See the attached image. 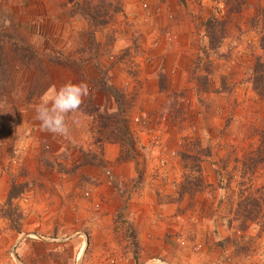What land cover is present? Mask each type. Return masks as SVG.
<instances>
[{"label": "rangeland", "instance_id": "374dc122", "mask_svg": "<svg viewBox=\"0 0 264 264\" xmlns=\"http://www.w3.org/2000/svg\"><path fill=\"white\" fill-rule=\"evenodd\" d=\"M25 3V18L13 3L15 21L0 19V164L13 170L0 217L8 229H20L28 189L71 187L46 162L42 170L33 156L26 164L33 130L36 155L50 154L46 161L63 146L57 170L69 165L74 186L83 187L85 169L123 198L124 205L117 197L104 203L108 218L98 226L59 229L64 238L77 229L76 246L83 245L74 262L58 252L60 262L264 264V227L256 221L264 215V161L255 157L264 143V92L252 83L255 58H264V0ZM67 82L90 88L71 138L19 133L26 116L38 124L42 93ZM109 145L114 159H104ZM127 160L134 176L118 179L116 164ZM260 204L263 213L243 223Z\"/></svg>", "mask_w": 264, "mask_h": 264}, {"label": "crops", "instance_id": "0c3cea01", "mask_svg": "<svg viewBox=\"0 0 264 264\" xmlns=\"http://www.w3.org/2000/svg\"><path fill=\"white\" fill-rule=\"evenodd\" d=\"M4 2H8V4L3 5ZM13 3L18 6L17 17L21 14L23 18L26 17L27 7L25 0H0V10L2 9V11H0V19H11V21H15V19L12 18L15 17V14L9 12L10 5ZM7 12L8 14H6ZM19 23L21 22L17 21L18 30L20 27ZM50 87H48V89ZM31 128L35 130L38 129L39 131L42 130L39 121L36 125L35 121H32V119L27 121L26 116L24 123L18 126V132L23 133L25 129L28 131V129ZM49 136L51 141L57 138L50 134ZM28 139L31 141V146L29 145L30 147H28L31 153L28 156L29 159L26 161V164L28 163L27 165H29V162H32L31 157L33 156L35 158L33 162L37 163L39 169L42 170L45 168L44 163L46 162V164H49L50 172H53L57 176H65V179L69 180V185H71V187L65 188L55 186V188L35 187L34 189H28L27 192H25L27 198H22L20 201L19 209L23 216L20 219V229L16 232L8 229L6 218L0 217V264H65L63 261L60 262L59 260L60 257L58 252L60 251H65L62 257L64 260L69 259L71 255L70 258H72V262H74L73 260L79 258V253L83 247V245L76 246L78 238L75 237V234L77 229L72 230L74 233L65 238L63 237L64 235L61 236L59 229L71 227L78 228L80 226L84 227L85 225L98 226L106 222L108 218L106 213L108 208L104 203L107 201L108 204H110L112 203L110 202L112 201L111 199L117 197L116 200L119 199V201H121L119 203L124 205L122 202L123 198H120V195H117L112 188H104L105 183H103L101 176H92L90 175V171L87 173L85 169L82 170V172H84L82 175L84 179H87L82 182L83 187L79 188L74 186L76 175L70 169L69 165H66V168L70 171L66 173H60L57 170V165L59 161H62V154L64 153H62V144L60 143L62 147H57L59 150L55 148L52 151L53 157H50L51 161H46L50 154L41 157L37 156L38 150L36 147L39 140L37 139L36 131L33 132L32 130ZM48 140L49 139L41 138L43 143ZM1 143L3 150L6 149L8 146L7 141L3 139ZM8 150L9 149L5 150V152L7 153ZM23 150V147L17 150L18 155H20V160H22V155L26 152V150L25 152ZM103 154L104 159L108 157L114 159V157L118 156V152L110 145L105 147ZM6 165L0 164V203L6 198L8 188L7 180L9 179L10 173L13 172L11 165ZM115 168L117 170L116 173H118L115 177L118 179L126 180L134 176L135 168L131 160L118 161ZM69 173L72 174V176L68 175ZM29 175L32 177L31 179L37 177V174ZM30 176L26 177L30 179ZM77 176L80 177V174ZM89 178L90 181H88ZM86 191L90 192L89 196H81V193ZM128 205L131 210H137L139 206L138 203L132 201ZM95 207H98V209H95ZM137 220L138 219L135 221L137 222ZM63 240V243H59V241Z\"/></svg>", "mask_w": 264, "mask_h": 264}, {"label": "clouds", "instance_id": "9594fccd", "mask_svg": "<svg viewBox=\"0 0 264 264\" xmlns=\"http://www.w3.org/2000/svg\"><path fill=\"white\" fill-rule=\"evenodd\" d=\"M90 94L86 82H67L50 87L34 105L35 119L41 129L64 138H71L72 126L82 113L81 106Z\"/></svg>", "mask_w": 264, "mask_h": 264}, {"label": "trees", "instance_id": "16d2710c", "mask_svg": "<svg viewBox=\"0 0 264 264\" xmlns=\"http://www.w3.org/2000/svg\"><path fill=\"white\" fill-rule=\"evenodd\" d=\"M262 12H264V9L262 10ZM212 20H213V18L210 17L205 22V25H207V26L213 25ZM262 20H264V18H262ZM259 35H260L259 36L260 47L264 50V31L261 30ZM252 83H253V87H254L255 91H257L258 93L264 92V58L263 59L261 57L255 58V61H254L253 67H252ZM261 132L264 134V130H262ZM263 146H264V143H259L258 147L256 148L255 157H256V159H258V162L264 161V147ZM220 180L221 179H219V181ZM258 213H261V214L263 213L262 208H261V204H260L258 209H255V208L249 209V210H246L244 212V214H242L241 217H242L243 223H244V220H246V219L257 218ZM256 221L261 222V224L264 227V215H263L261 221H258V218Z\"/></svg>", "mask_w": 264, "mask_h": 264}, {"label": "built area", "instance_id": "2783aa9c", "mask_svg": "<svg viewBox=\"0 0 264 264\" xmlns=\"http://www.w3.org/2000/svg\"><path fill=\"white\" fill-rule=\"evenodd\" d=\"M16 159H17V157H14V156H13V158H12V160H11V161H13V162H14V161H16ZM85 194H86V195H89V192H88V191H86V192H85Z\"/></svg>", "mask_w": 264, "mask_h": 264}]
</instances>
